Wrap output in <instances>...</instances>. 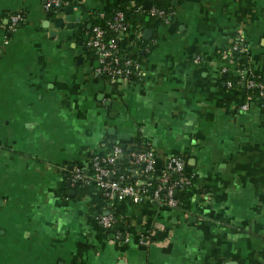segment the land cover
I'll use <instances>...</instances> for the list:
<instances>
[{
    "label": "crops",
    "instance_id": "1",
    "mask_svg": "<svg viewBox=\"0 0 264 264\" xmlns=\"http://www.w3.org/2000/svg\"><path fill=\"white\" fill-rule=\"evenodd\" d=\"M48 1L0 0V264H264V102L239 111L225 83L238 35L264 81V0H169L165 18L140 21L147 39L120 41L138 61L128 81L99 74L86 42L134 0ZM114 145L150 149L157 173L181 157L180 207L107 201L70 179ZM106 212L117 239L96 219Z\"/></svg>",
    "mask_w": 264,
    "mask_h": 264
},
{
    "label": "built area",
    "instance_id": "2",
    "mask_svg": "<svg viewBox=\"0 0 264 264\" xmlns=\"http://www.w3.org/2000/svg\"><path fill=\"white\" fill-rule=\"evenodd\" d=\"M55 1L46 3V8H54ZM58 4V3H56ZM126 10H132L138 15L148 14L152 17L165 18L167 11L151 6L145 9L130 1ZM123 10H117L110 19H105L103 15L97 17L98 23L91 26L90 34L86 45L95 50L98 67L97 72L110 80L128 81L138 74V61L127 55L120 47V41L127 35L131 36V44L138 43L142 38V24L140 21L131 23L125 19ZM8 31H12L21 21L20 15H9ZM111 31L112 36H106L105 31ZM225 56H228L236 65V78L227 80L225 83L229 88L240 91L239 86L253 91L251 94H241L236 98V108L239 111H246L250 104H260L264 102V81L250 69V56L243 37L238 35L229 42ZM263 105V104H262ZM119 155H123V149L119 145H114L110 153L94 156L91 160L92 173L85 174L82 170L75 168L71 172L73 182L80 181L91 184L104 192L107 201L112 199L128 198L133 203L144 200L156 203L159 206L168 208H178L181 205L175 198L177 188L191 185V177L184 170V160L181 157H171L167 160L157 175V182L152 183L148 174L157 173L155 167L154 154L150 149L141 148L130 150L126 158L130 165L127 170L129 175L118 174L115 167L118 165ZM143 164V168H141ZM174 174L175 177H171ZM101 227L110 230L113 238L119 237V230H115L114 225L117 218L111 212L100 213L96 216ZM141 243L148 244L147 237L141 239Z\"/></svg>",
    "mask_w": 264,
    "mask_h": 264
},
{
    "label": "trees",
    "instance_id": "3",
    "mask_svg": "<svg viewBox=\"0 0 264 264\" xmlns=\"http://www.w3.org/2000/svg\"><path fill=\"white\" fill-rule=\"evenodd\" d=\"M143 1L144 0H134V3L136 4V5H139V6H141L142 5V3H143ZM151 1V6H154V7H156V8H159V9H164L165 11H168V9H170V3H169V0H150ZM127 5V3H124L121 7H119L117 10H123V11H125L124 12V15H125V19H128L131 23H134V22H136V21H141V22H145V18L146 17H148V14H144V15H138V14H136V13H134L132 10H126L125 9V6ZM116 10V11H117ZM113 15V14H112ZM112 15L111 16H109V17H104L105 19H110L111 17H112ZM98 23V20H96V21H94L93 23H92V25H94V24H97ZM91 29V28H90ZM105 35L106 36H112L113 35V33L111 32V31H108V30H106L105 31ZM143 37V36H142ZM239 89L241 90V94H251V93H253V91H249V90H247V89H245V88H241L240 86H239ZM148 149V148H147ZM130 152V149H123V156H122V158H118V165L115 167V170L117 171V173L118 174H123V175H129L130 173H128V169L130 168V165H129V163H128V160H127V158H126V154H128ZM159 173H154V174H152V173H150V174H148V178L150 179V181L152 182V183H156L158 180H157V175H158ZM171 177H175V175L174 174H172L171 175ZM190 186H186V187H183V188H177L176 189V192H175V198L179 201V202H181L182 203V199L184 198V196H185V192H186V190L189 188ZM179 207H180V205H179ZM178 207V208H179ZM117 222H119V224L121 225L122 224V222L121 221H119L118 219H117ZM116 224H118V223H116Z\"/></svg>",
    "mask_w": 264,
    "mask_h": 264
},
{
    "label": "water",
    "instance_id": "4",
    "mask_svg": "<svg viewBox=\"0 0 264 264\" xmlns=\"http://www.w3.org/2000/svg\"><path fill=\"white\" fill-rule=\"evenodd\" d=\"M150 7H151V3L148 2V1H145L144 2V8L145 9H149ZM63 10H64L65 14L70 15L73 12V7L71 5H67V6H65L63 8ZM59 12H60V10L57 11V13H59ZM49 14L51 15L52 13L49 12ZM149 35H150V32L148 31V29H146V30L143 31V37L144 38L146 37L145 39H147L149 37ZM121 148L124 149L125 147L123 145H121ZM122 156L123 155H119V159L122 158ZM141 168H143V164H141ZM162 235H163V233H161V232H156V234H155V236H156L157 239H159V237L162 236ZM228 264H235V263H232L231 262V263H228Z\"/></svg>",
    "mask_w": 264,
    "mask_h": 264
}]
</instances>
